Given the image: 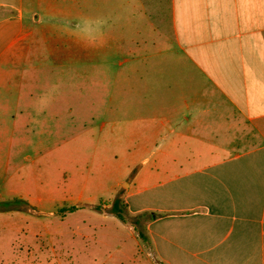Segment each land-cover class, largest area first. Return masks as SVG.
Wrapping results in <instances>:
<instances>
[{
  "label": "crops",
  "instance_id": "crops-1",
  "mask_svg": "<svg viewBox=\"0 0 264 264\" xmlns=\"http://www.w3.org/2000/svg\"><path fill=\"white\" fill-rule=\"evenodd\" d=\"M129 36L134 58L113 73L135 100L119 124L150 150L120 196L148 216L146 239L103 211L124 235L90 264H264V0H0V165L17 129L44 123L41 43L79 56ZM157 178L166 196L148 202Z\"/></svg>",
  "mask_w": 264,
  "mask_h": 264
},
{
  "label": "rangeland",
  "instance_id": "rangeland-1",
  "mask_svg": "<svg viewBox=\"0 0 264 264\" xmlns=\"http://www.w3.org/2000/svg\"><path fill=\"white\" fill-rule=\"evenodd\" d=\"M134 40L104 47L97 37L79 56L70 46L41 43L48 110L38 117L43 124L17 129L10 162L0 165V264H90L87 255L113 246L102 243L104 236L111 243L124 235L116 218L93 205L108 209L150 150L135 147L136 133L119 124L135 100V80L116 81L113 71L126 65L121 59L134 58L127 51ZM110 119L118 120L112 130L104 123ZM153 181L144 200H164L166 180ZM104 220L113 224L92 228Z\"/></svg>",
  "mask_w": 264,
  "mask_h": 264
},
{
  "label": "trees",
  "instance_id": "trees-1",
  "mask_svg": "<svg viewBox=\"0 0 264 264\" xmlns=\"http://www.w3.org/2000/svg\"><path fill=\"white\" fill-rule=\"evenodd\" d=\"M76 206H70V209H74ZM96 210L109 212L116 216L119 220L127 223L137 232L138 236L145 240L146 235L144 232V221L147 219L145 212H139L131 214L128 212L126 204L123 199L120 198V194H116L112 200V203L108 209L101 208L100 205H93Z\"/></svg>",
  "mask_w": 264,
  "mask_h": 264
},
{
  "label": "water",
  "instance_id": "water-1",
  "mask_svg": "<svg viewBox=\"0 0 264 264\" xmlns=\"http://www.w3.org/2000/svg\"><path fill=\"white\" fill-rule=\"evenodd\" d=\"M124 182V181H123Z\"/></svg>",
  "mask_w": 264,
  "mask_h": 264
}]
</instances>
